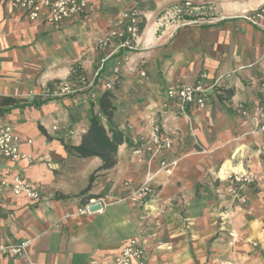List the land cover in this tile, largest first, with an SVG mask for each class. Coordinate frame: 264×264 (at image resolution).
Instances as JSON below:
<instances>
[{"label":"crops","instance_id":"crops-1","mask_svg":"<svg viewBox=\"0 0 264 264\" xmlns=\"http://www.w3.org/2000/svg\"><path fill=\"white\" fill-rule=\"evenodd\" d=\"M135 1L88 0L84 16L50 25L27 22L12 0H0V96L19 104L0 124L13 128L22 153L33 158H0V182L20 177L42 195L30 201L0 187V246L33 242L26 257L0 264H116L132 240L144 249L142 263L133 264H264V134H252L254 114L237 112L264 96V32L233 16L264 0H188L215 5L217 18L167 31L157 29L161 11L154 10L135 52L117 50L116 42L101 48ZM203 74L208 88L224 77L205 109L190 107L188 120L176 104L164 107L170 86L194 85ZM116 75L113 121L129 142L150 135L156 118L175 144L152 164L123 144L116 166L99 171L100 158H80L67 147L81 144L93 103ZM78 76L93 86L46 95ZM161 161L176 163L172 175L157 174ZM235 173H252L260 184L244 190L246 203L217 200L215 191H225ZM148 174L154 196L132 202ZM91 200L102 202L101 210L81 215Z\"/></svg>","mask_w":264,"mask_h":264},{"label":"built area","instance_id":"built-area-1","mask_svg":"<svg viewBox=\"0 0 264 264\" xmlns=\"http://www.w3.org/2000/svg\"><path fill=\"white\" fill-rule=\"evenodd\" d=\"M12 6L24 13L27 22L60 25L84 16L88 9V0H12ZM206 10L213 12L214 8L207 3H195L188 0L176 2L159 14L156 21L157 29L167 31L173 28L178 29L214 20L215 18L205 19L202 17ZM142 16L143 12L138 6L124 11L116 26L99 42L100 47L107 48L116 42L118 46L117 50L136 51L140 39L139 28ZM235 18L241 19L264 32V3L258 9L243 12ZM146 20L148 24V16ZM106 60L104 59L103 63ZM116 74H118L117 71ZM140 76L144 78L146 74L141 72ZM77 78L72 83L67 82L59 85L54 91L48 90L46 95L53 98L72 96L93 86V82H89L86 77L78 76ZM206 78L207 75L203 74L201 79L194 85L170 86L166 90L164 107L166 108L170 103H174L179 115L190 120L188 109L190 107L199 110L205 109L211 101L212 90L218 87L224 77L220 76L214 86L210 88L206 87L203 83ZM117 80L118 76L116 75L114 81L106 86L107 90H111ZM262 87L264 88V85ZM237 111L244 117L254 114L256 128L252 134H264V101L262 105L255 108L253 113H249L243 103L237 106ZM151 124V134L136 138L131 147L133 156L139 161L147 162L148 164H152L164 151L172 150L175 144V134L167 132L159 119H152ZM27 143L32 144L31 141ZM20 148L21 140L16 136L13 128L9 124H0V158L12 161L28 160L29 162H33V158L23 154ZM175 166V162L168 163L161 161L157 174L164 172L170 176L173 174ZM229 179L232 191L245 188L255 182V177L249 173L234 174ZM153 181L154 175L148 174L145 181L131 193L129 199L132 202L141 203L152 198L155 194ZM0 187L10 188L14 195L30 201L42 199L40 190L30 186L20 177L15 178L12 182L1 181ZM98 203L101 206L103 205L102 202L91 200L89 205L80 210V214H90V206ZM32 245L33 242L30 240H23L17 244L1 245L0 258L26 257ZM143 258L144 249L142 244L138 240H132L116 258L115 263L133 264L134 261L142 263Z\"/></svg>","mask_w":264,"mask_h":264},{"label":"trees","instance_id":"trees-1","mask_svg":"<svg viewBox=\"0 0 264 264\" xmlns=\"http://www.w3.org/2000/svg\"><path fill=\"white\" fill-rule=\"evenodd\" d=\"M136 6H138V8L143 12L142 21L139 28V35L141 36L147 26L146 14L151 13L154 10H147L143 5ZM119 82L120 77H118L115 85H118ZM115 85L112 89L116 87ZM112 99L113 97L111 96V93L109 90H107L103 96L96 101V103H93V108L90 112L89 119L90 127L87 133L83 136L81 144L77 147H67L68 151L75 152L80 158H100L103 162V165L99 171L111 170L116 166L118 149L121 145L128 144L131 147L133 145V141L132 143L129 142V135L120 130L113 121L115 107L113 106ZM256 100H259L258 96ZM263 101L264 96L256 104L254 103L252 106H247V111L249 113H253L256 107L262 105ZM96 104L99 109L97 113L94 111ZM18 105L19 104L17 100L0 96V118ZM95 179L96 176L94 174L90 178V184H92ZM90 189L91 186H89L81 195H86ZM64 198L68 199V197Z\"/></svg>","mask_w":264,"mask_h":264},{"label":"rangeland","instance_id":"rangeland-1","mask_svg":"<svg viewBox=\"0 0 264 264\" xmlns=\"http://www.w3.org/2000/svg\"><path fill=\"white\" fill-rule=\"evenodd\" d=\"M178 1H168V0H137L135 1V5H143L145 6V8L147 10H160L161 12L167 8L168 6H170L171 4H174ZM129 2H126V6H129L130 4H128ZM220 3V2H219ZM133 4V5H134ZM210 6H213L214 11L213 12H209L208 10L205 11V14L202 15L203 18L205 19H211V18H217V16L215 15L216 13V8L215 5H212L211 3H207ZM213 13V14H212ZM240 14H235L233 16H239ZM213 16V17H212ZM162 97L166 98V96L163 94L161 95ZM238 112V111H237ZM164 114V112H162V115ZM235 174H246V173H235ZM252 174V173H249ZM234 174H231L230 176H233ZM255 177V182L245 188L239 189V190H231V186H230V176L228 177L227 180H229V185L228 187L225 189V191H220L217 190L215 191V195H216V199L217 200H223L225 198L232 200L233 202H243L246 203V199L243 197V192L244 190H246L247 188H255L256 186H258L260 184V181H258V178L256 175L252 174ZM215 185L218 187L220 185V183H215Z\"/></svg>","mask_w":264,"mask_h":264},{"label":"water","instance_id":"water-1","mask_svg":"<svg viewBox=\"0 0 264 264\" xmlns=\"http://www.w3.org/2000/svg\"><path fill=\"white\" fill-rule=\"evenodd\" d=\"M101 208H102L101 204L98 203V204L90 206L89 211L90 213H94V212L101 210Z\"/></svg>","mask_w":264,"mask_h":264}]
</instances>
